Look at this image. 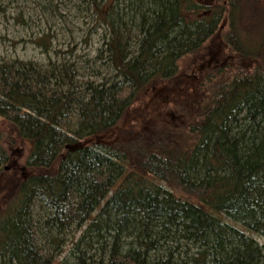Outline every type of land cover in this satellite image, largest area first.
Masks as SVG:
<instances>
[{
  "label": "trees",
  "instance_id": "obj_1",
  "mask_svg": "<svg viewBox=\"0 0 264 264\" xmlns=\"http://www.w3.org/2000/svg\"><path fill=\"white\" fill-rule=\"evenodd\" d=\"M246 7L229 5L233 62L202 82L181 62L209 55L223 9L204 17L192 0L101 8L96 78L0 59V183L15 177L8 137L30 145L27 174L1 192L0 264H264V31L254 46L235 31L254 29ZM150 94L166 99L124 130Z\"/></svg>",
  "mask_w": 264,
  "mask_h": 264
},
{
  "label": "rangeland",
  "instance_id": "obj_2",
  "mask_svg": "<svg viewBox=\"0 0 264 264\" xmlns=\"http://www.w3.org/2000/svg\"><path fill=\"white\" fill-rule=\"evenodd\" d=\"M192 1L199 5L204 17L209 16L212 8L223 9V14L217 23L219 37L207 44L208 47L211 46L209 55H206L207 52L192 55L181 62L180 70L186 77L196 78L202 82L206 75L216 74L219 69L228 67L234 60L232 48L223 35L231 30L229 5L237 0ZM246 1L247 11L242 16L245 17L246 25L254 29L251 30L252 32H244L247 30L237 24L235 31H243L247 41L254 46L257 36L254 31H260L259 34L264 31V0ZM111 2L113 0L101 1L97 9L94 4H91V0H0V59L34 60L41 64H48L50 60L56 63L64 61L67 64L75 62L80 67L79 72L85 76V78L81 76L80 79L96 78L92 75V68H101L103 64L100 62L95 64L93 59L103 43L105 31H110V27L108 29L107 25L100 21L99 13L101 8L107 9ZM88 59H91L89 63ZM101 71L104 72V69ZM160 99L166 98L158 97L153 102L150 94L143 102L136 104L124 120L122 128L127 131L138 128L140 112L144 110L149 115L157 112ZM180 101L182 103L184 98L181 97L179 101H175L176 108L169 104L165 106L164 112L172 116L171 110L177 112ZM160 110L163 111V106ZM152 117L153 120L158 121L163 119L157 114ZM7 144L10 159L5 169L12 171L15 177L7 174L0 183V208L6 201V198L1 196V192L8 193L11 189L15 191L17 188L15 183L9 185V189H5L4 185L6 182L13 184L20 176L27 174L25 163L30 153L28 143L25 144L12 136L8 137ZM78 236L79 234L77 238ZM255 239L264 246V237L256 236ZM72 246L71 242L66 245L63 257L71 259Z\"/></svg>",
  "mask_w": 264,
  "mask_h": 264
},
{
  "label": "water",
  "instance_id": "obj_3",
  "mask_svg": "<svg viewBox=\"0 0 264 264\" xmlns=\"http://www.w3.org/2000/svg\"><path fill=\"white\" fill-rule=\"evenodd\" d=\"M7 168V167H6Z\"/></svg>",
  "mask_w": 264,
  "mask_h": 264
}]
</instances>
